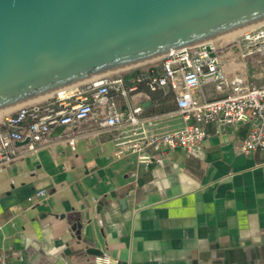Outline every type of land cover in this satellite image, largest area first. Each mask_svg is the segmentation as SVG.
<instances>
[{"label": "crops", "instance_id": "obj_1", "mask_svg": "<svg viewBox=\"0 0 264 264\" xmlns=\"http://www.w3.org/2000/svg\"><path fill=\"white\" fill-rule=\"evenodd\" d=\"M225 43L215 44L237 47ZM223 62L229 73L264 83L254 60L244 66L227 50ZM204 90L215 94L211 84ZM119 104L140 105L141 124L56 125L48 144L0 166V264H105L95 261L103 254L117 264H264V151H240L246 125L222 132L208 125L200 156L151 145L138 151L130 144L187 119L166 89L141 85ZM143 153L155 158L142 162ZM37 189L47 195L32 205L27 198Z\"/></svg>", "mask_w": 264, "mask_h": 264}, {"label": "water", "instance_id": "obj_2", "mask_svg": "<svg viewBox=\"0 0 264 264\" xmlns=\"http://www.w3.org/2000/svg\"><path fill=\"white\" fill-rule=\"evenodd\" d=\"M262 23L264 0H0V114Z\"/></svg>", "mask_w": 264, "mask_h": 264}, {"label": "built area", "instance_id": "obj_3", "mask_svg": "<svg viewBox=\"0 0 264 264\" xmlns=\"http://www.w3.org/2000/svg\"><path fill=\"white\" fill-rule=\"evenodd\" d=\"M229 43L237 47H218L213 42H205L162 56L159 63L151 64L155 66L151 70L149 65L138 72L129 71L133 73L128 79L125 74L110 73L89 80L80 91L71 89L17 108L0 121V166L48 144L56 125H75L91 118L98 120L102 130L140 125L142 107L124 110L119 98L128 96L141 85L152 91H172L177 109L185 115L187 122L170 131L152 130L144 136L145 143H131L133 149L143 151L146 145L180 148L188 155L200 156L208 125L212 124L222 132L245 124L246 135L240 151L246 155L264 151V83L248 81L239 72L229 73L223 62V54L228 50L238 53L244 66L254 60L264 67V23L239 34ZM208 44L211 49L207 48ZM207 84L213 86L214 95L204 90ZM82 93L85 96L78 98ZM63 140L75 148V136ZM154 158L150 154L140 155L142 162ZM156 160L160 161V158ZM46 195L45 189H37L27 199L35 205ZM5 258L6 254L0 255V262H5ZM95 261L118 263L106 254L96 256Z\"/></svg>", "mask_w": 264, "mask_h": 264}, {"label": "bare ground", "instance_id": "obj_4", "mask_svg": "<svg viewBox=\"0 0 264 264\" xmlns=\"http://www.w3.org/2000/svg\"><path fill=\"white\" fill-rule=\"evenodd\" d=\"M237 36H238V35H237ZM237 36L227 37V38H222V39H216V40H211V42L216 43V44H217V43H224V44H226L225 42L229 43V42H231L233 39H235ZM228 41H229V42H228ZM156 59H157V58H156ZM153 60H155V59H153ZM153 60H150V61H153ZM147 62H148V61H147ZM144 63H145V62H144ZM141 64H143V63L137 64V65H134V66H131V67L125 68V69H129V68H132V67H135V66L141 65ZM122 70H124V69H122ZM73 86H74V85H73ZM73 86H71V87H69V88H66V89H62L63 91L59 90V91H61V92L56 91L54 94H58V93H62V92H64V91L71 90ZM74 87H75V86H74ZM54 94H53V95H54ZM53 95H52V96H53ZM46 99H47V98H46ZM43 100H45V99H43ZM43 100H40V101H43ZM40 101H37V102H40ZM34 103H36V102H34ZM16 109H17V108H16ZM16 109L0 114V121H1L3 118H5L6 116H8L11 112L15 111Z\"/></svg>", "mask_w": 264, "mask_h": 264}, {"label": "rangeland", "instance_id": "obj_5", "mask_svg": "<svg viewBox=\"0 0 264 264\" xmlns=\"http://www.w3.org/2000/svg\"><path fill=\"white\" fill-rule=\"evenodd\" d=\"M162 57H159L153 61H148V62H145L141 65H138V66H135V67H132V68H129V69H124V70H119V72H126V71H133V70H143V69H146L149 65L151 64H155V63H159L160 60H161Z\"/></svg>", "mask_w": 264, "mask_h": 264}, {"label": "trees", "instance_id": "obj_6", "mask_svg": "<svg viewBox=\"0 0 264 264\" xmlns=\"http://www.w3.org/2000/svg\"><path fill=\"white\" fill-rule=\"evenodd\" d=\"M139 70H135L134 72H138ZM133 72H130L128 74H126V76H131Z\"/></svg>", "mask_w": 264, "mask_h": 264}]
</instances>
